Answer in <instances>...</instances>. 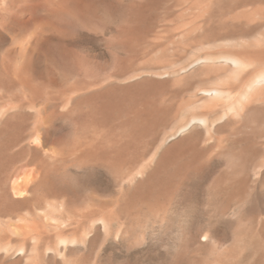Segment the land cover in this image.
<instances>
[{
    "label": "bare ground",
    "instance_id": "1",
    "mask_svg": "<svg viewBox=\"0 0 264 264\" xmlns=\"http://www.w3.org/2000/svg\"><path fill=\"white\" fill-rule=\"evenodd\" d=\"M185 2L184 12L178 16L183 23L180 27L177 25L178 29L171 23L175 26L174 33L179 30L175 36L179 35L182 44L176 40L174 43L185 52L181 50V55L175 52L179 59L172 56L158 64L150 61L154 65L135 66L136 59L148 57L161 43L152 39L156 38L157 30L152 24L146 25V9L130 8L122 24L111 33L112 42L121 45L130 56L122 60L118 56L109 75L95 77L88 71L89 62L76 55L73 50L76 40L73 44L74 39L69 35L74 30L81 32L89 28L90 19L98 16L99 0H0V195L6 202L0 203L5 206L0 215L8 217L5 222L10 224L9 227L6 224V231L2 228L4 222H0V264H47L50 259L56 263L58 259L66 260L67 255L60 248L76 239L75 232L82 223L64 237L67 231H63L64 220L68 218L70 222L69 212L76 203L74 186L56 179L65 155L76 156L88 168L106 167L122 184L133 185L142 176L139 186L135 187L140 195L136 193L131 198L134 203H150L153 197L150 194L165 190L172 176L197 171L194 156H185L189 150L194 152L190 144L202 137H213L222 131H218L221 124H224L221 128L230 129L232 147L237 149L240 143L243 153L239 151L246 155V161L257 169L264 168V151L257 147L258 139L262 140L261 147L264 146V0ZM168 34L173 43L174 35ZM8 40L13 43L6 44ZM211 44H216L218 49L207 48ZM198 47H205L202 53L187 55ZM70 71L76 76L67 82L63 72ZM177 86L191 93L186 103L175 99L179 92H173L172 88ZM159 91L166 97L159 96ZM50 105L61 107L67 113L78 110L74 125H81L77 128L79 137L75 135L77 141L62 150L54 147L55 150L52 144L48 149L53 129L50 121H55L49 113ZM170 112L175 113L162 120L163 114ZM171 124L168 135L164 130ZM151 128L155 142L163 140L151 163L137 170L130 152ZM170 138L175 142L168 147ZM3 143L15 144L18 149L6 154L2 151ZM235 156L237 159L238 155ZM171 166L173 173L169 171ZM20 167L30 169L26 175L25 170L20 171L19 175H25L21 182L14 180ZM40 190L43 194H38ZM51 197L57 201L50 202ZM116 208L94 213L99 217L96 221L110 224L118 214ZM26 219L33 223L28 233L23 234L21 227L12 228ZM58 231L56 241L54 234ZM14 238L19 244L12 247ZM194 246H191L193 250Z\"/></svg>",
    "mask_w": 264,
    "mask_h": 264
},
{
    "label": "rangeland",
    "instance_id": "2",
    "mask_svg": "<svg viewBox=\"0 0 264 264\" xmlns=\"http://www.w3.org/2000/svg\"><path fill=\"white\" fill-rule=\"evenodd\" d=\"M99 2L98 16L94 17V19H90L89 28L81 32L72 29L74 32L69 35L71 40L74 39V41H72L73 44L76 40L75 44L77 45L75 46L74 44L73 50L77 56L79 55V57H81L78 58L81 60L85 59L84 62L86 63L87 61L89 62L90 67L88 68V71L91 76L98 77L99 75H102L104 77L109 75L115 68V60L118 56L121 60L125 59V56H130L122 49L121 45H115L111 38L115 28L121 25L125 20L127 15L126 13L130 10V8L146 9V25L149 26L152 24L153 27L155 26V31L157 30L155 33L156 36H154L156 38L152 39L155 41L158 40V42L161 43V46L155 52L152 51V53H149L148 57H140L136 59V67L152 63L158 64L164 62V60L167 61L170 57L172 58V56L174 59H179L180 57L177 58V54L180 53L179 55H181L182 52H184L182 47L178 48L176 45V43L179 44L181 42L178 38L179 35H176V37L175 34L176 32L179 33L177 25L180 27V24L183 23L182 19L178 18V16H181V12H184V6H186L189 2L186 1V3L185 0H99ZM109 12L110 14H108ZM171 23L177 26V31L175 33V26L173 28ZM72 30L69 32H72ZM168 33H170L171 36L174 35L172 36V39L174 37L173 43ZM72 35L77 36L72 38ZM166 35L168 37H166ZM164 38L170 40L168 41ZM11 41L12 40H8L6 44L13 43V41ZM166 42H169L168 45ZM174 48H176V51H174ZM204 48L198 47L197 49H191L187 52V55H198V52L202 53ZM207 48L213 51L218 49L216 44H211ZM175 52H177V54H175ZM169 54L171 55L169 56ZM114 56L116 58L113 59ZM68 73L69 72H63L64 77L67 78L66 81H73L75 79L74 76H76L75 72L71 73L70 71V75ZM178 87L180 88L178 89ZM148 90L149 92L154 93L152 89L149 88ZM172 90L173 92H179L177 96L180 97L176 96L175 98L178 103L181 102V104H183L189 100L188 97L191 93L187 91L184 92L183 86H177L172 88ZM158 93L159 96L166 97V95L162 94L161 91ZM185 95L186 97H184ZM53 106L54 105H50V108L48 107L49 113H52V121L55 120L53 122L50 121V124L53 123V125L51 124L53 129L51 128L52 136L50 139L52 142L50 140L48 149L52 144L53 148L55 147L58 150L60 148L62 150L63 147L68 145L70 146L75 143L78 139L77 137H79L77 128H80L81 125H74V121L78 118V110H75L74 113L72 112V115L71 112L67 113L61 110V107ZM54 111H56V113ZM57 112L61 113L58 114ZM171 113L174 114L175 112L164 113V118H162V120L166 117L171 118ZM57 114L60 116L57 117ZM223 125L224 124H221L220 129L218 130L222 131L213 135L214 138H208V136L204 138L202 137L197 141V143L192 142L190 144V148L192 147L191 149H194V152L189 150L185 156H194V158H192L198 165V170L184 175L180 174L172 176L167 182V190L165 189L160 192H155V194L148 190V193H151L150 195L153 196L150 197V203H139L137 201V203H134L131 201V198L134 197L136 193L138 195L139 191L136 190L135 187H138V183H140L143 179L142 176H140L141 174L139 175L140 177L137 178L140 182L137 181L133 185L129 183L122 184L116 180L114 174L106 167L94 166L92 168H88L87 165L85 166L81 163L76 156H70L68 154L70 156L68 157L65 155V163H61L63 166L59 167L56 179H59V181L62 182H68L74 186L73 193L75 192L74 201L76 203H74L72 207L73 209L71 208V212H69L72 215L70 222L69 220H66L68 218L65 220L63 219L66 224V229L63 228V231L65 232V230H67L64 237L68 236L72 232L71 230H75L74 228L78 227L77 225H80V223H82L80 226L83 229L82 232L80 231L81 228L78 232H75L77 235H74L76 239L73 242H69L66 247L61 246V251H63V253L65 252L67 255L65 261L58 259L59 261L56 263L55 259H50L48 260V263L264 264V168L257 169L255 168V165L252 166L253 164L246 161V155H242L240 153V151L242 152L241 149H243L239 145L240 143L238 144V148L236 146L237 149H235V146L234 148L232 147L233 145H231L229 138V134L231 133H229L230 129L227 127H224L225 129L221 128ZM171 126L172 124L169 126L170 128L168 127L164 130L166 133H169L168 135H170ZM201 129L203 130V128ZM203 131L205 132V129ZM152 133V128L150 130L148 129L147 134L140 138L138 143L135 144L134 149H131V160L133 163L135 162L134 164H136V167L138 168L137 170H139L141 166L144 167L146 164L151 163L161 146L163 138L162 140L159 139L155 142ZM75 135L77 136L76 138ZM165 137L167 138V135ZM171 140V138L168 140V147L175 142V140ZM260 141L262 140H257V147L259 146L258 148H262L261 152L263 153L264 146L261 147L262 144ZM141 143L144 145H141ZM3 144H5V147L2 151L6 154H13L18 149V146L15 144L10 143V145L8 144L9 146L6 143ZM194 144L196 145L194 146ZM149 147L151 148V151H149ZM223 149H225V151L226 149L229 151L224 152ZM235 155H238V157ZM234 156L237 159H234ZM197 161L199 163H197ZM244 163L246 166L243 165ZM20 169L21 170H18L16 173L14 180L17 181L19 179L21 182V179L26 175L25 173H27L26 170L30 169H27L26 167H20ZM20 171H23L25 175H19L22 174ZM169 171L173 173L174 168L172 167ZM18 175L19 177L16 178ZM42 191L43 190L38 191V194ZM1 192L2 191L0 190V194ZM42 197L43 196H41V198ZM152 199L155 200V202H153ZM3 200L4 199L1 198L0 195V203H2V205L6 203L3 202ZM48 200L50 202L57 201L54 197H51V199ZM116 203L119 205L117 208ZM156 204L159 205L157 206ZM2 205L0 204V214L5 208V206ZM113 207L116 208L118 214L110 224L104 222V225L102 221H96L99 217H95L94 213L97 214L100 213L101 209H110ZM154 209L156 211H154ZM79 213L81 215H79ZM87 217L88 220L85 221V218ZM7 219L8 217L5 218L0 215V222H4L3 226L1 225L2 223L0 225L2 228H5L6 231H8V227L10 225L5 222ZM71 220L73 221L71 222ZM67 223L68 225L71 223V225L68 227ZM94 223L97 226H94ZM6 224L8 227H5ZM32 224V222L26 219L22 221V223H17L12 228L17 227L20 229L21 227L20 230L23 232L24 229V234L28 233L29 230L31 231V226H33ZM89 226H91L90 229L88 228ZM108 227L111 230H107ZM119 229L121 231H118ZM60 231L56 232L54 236L58 235ZM120 232L121 235L119 234ZM9 233L12 234V232ZM82 237L84 239H82ZM56 239H58L57 236L54 237V240ZM192 243L195 245L194 250L193 247H191L193 246L191 245ZM18 244V240L14 238L11 246L13 247ZM186 245L191 246L188 248ZM198 249H200V251H198ZM224 257H226V259Z\"/></svg>",
    "mask_w": 264,
    "mask_h": 264
}]
</instances>
